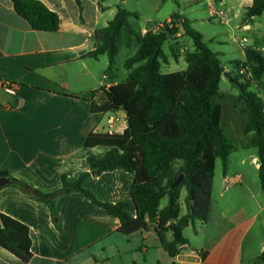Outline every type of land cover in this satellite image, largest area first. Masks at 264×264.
Here are the masks:
<instances>
[{
  "label": "crops",
  "instance_id": "crops-1",
  "mask_svg": "<svg viewBox=\"0 0 264 264\" xmlns=\"http://www.w3.org/2000/svg\"><path fill=\"white\" fill-rule=\"evenodd\" d=\"M36 1L58 15L57 32L34 31L16 13L13 0H0V178L11 182L0 188V215L26 226L32 243L28 262L0 247V264H264L260 259L264 255V242L257 236L247 240L254 225L244 217L243 207L234 205L231 209L222 204L225 189L215 197L216 166L208 223L197 224V232L192 228L193 237L185 236L189 228L183 232L187 244L174 258L162 248L154 227L125 236L120 233L118 218L79 193L64 195L56 201L60 232L48 205L12 185L14 179L43 194H52L61 189L63 176L75 182L89 171V158L102 159L110 151L102 146L86 148L91 133L123 134L128 128L123 111L104 114L92 110L93 104L106 103L107 91L124 83L128 76L120 80L117 64L109 73L106 55L98 59L88 57L97 46L95 32L106 28L119 8L134 13L128 9V0H78L79 4L76 0ZM253 1L195 0L188 5L203 2L210 19L221 17L227 24L233 17H243ZM135 2L140 7L147 2L151 6L160 4L157 0ZM136 14L139 20L141 14ZM175 14L187 19L180 7ZM172 16L159 22L153 15L144 26L133 27L143 35L157 32L170 23ZM253 24L246 23L243 29ZM182 35L181 31L174 40L182 42ZM186 43L189 45L188 37ZM241 45L239 61L244 63L245 49ZM263 46L264 38L251 48ZM182 53L183 50L178 54L181 59ZM174 60L169 57L166 66L171 67ZM254 83L264 91V78ZM6 84L15 87L16 96L12 99L3 89ZM256 94L264 106L263 96ZM121 120L124 124L119 126ZM253 162L258 172L257 156ZM229 174L228 163L226 173L223 172V186L229 181ZM134 178V174L124 170L104 172L92 176L85 188L104 203L132 202ZM236 184L243 190L248 188L241 174L237 175ZM180 206L181 216L186 215L187 208H183L182 202ZM131 214L135 216V209L132 208ZM262 223L264 226V220ZM165 239L171 243L172 233L166 232ZM256 246L258 251H254Z\"/></svg>",
  "mask_w": 264,
  "mask_h": 264
},
{
  "label": "trees",
  "instance_id": "trees-1",
  "mask_svg": "<svg viewBox=\"0 0 264 264\" xmlns=\"http://www.w3.org/2000/svg\"><path fill=\"white\" fill-rule=\"evenodd\" d=\"M13 5L34 31L55 33L60 29L58 15L42 2L13 0ZM263 13L264 0H254L243 23L253 24V19ZM131 19L138 20V14L119 8L114 20L95 32L97 46L88 54L92 59L106 55L111 73L123 48H137L135 55L124 63L129 73L126 81L107 91L106 103L92 106L95 113L123 111L127 116V130L123 134L91 133L86 148L102 146L110 151L102 159L89 158V171L75 182L63 176L61 189L52 194H43L14 179L12 185L48 205L60 232L56 201L64 195L79 193L108 215L118 218L120 233L125 236L154 227L162 248L174 258L187 244L183 232L189 227L197 232V224L208 223L216 161L221 160L225 174L230 155L237 151L227 138L222 126V107L216 103V99L221 98L220 84L225 70L219 54L211 50L203 35L179 14L173 15L159 33L145 35L133 27ZM181 30L195 46V51L184 57L187 70L162 74V65L168 64L169 59L164 46ZM244 54V63H233L238 75L243 68L254 82L262 81L264 46L262 49L246 48ZM177 57L173 51L172 58ZM226 78L238 92L236 105L244 104L243 114L247 116L244 134H251L248 147L257 150L258 174L264 189L263 103L250 91L248 82H241L240 76L227 74ZM116 170L134 174L132 202L104 203L85 188L92 176ZM181 175L184 179L173 188ZM180 189L186 191L187 213L184 216H181ZM132 208L135 216L131 214ZM166 232L172 233L171 243L165 239ZM31 245L26 226L0 215V247L28 262L32 257ZM260 259L264 262V255Z\"/></svg>",
  "mask_w": 264,
  "mask_h": 264
},
{
  "label": "rangeland",
  "instance_id": "rangeland-1",
  "mask_svg": "<svg viewBox=\"0 0 264 264\" xmlns=\"http://www.w3.org/2000/svg\"><path fill=\"white\" fill-rule=\"evenodd\" d=\"M160 3L158 6H151L149 2L146 5L138 6L135 0H128V9L134 13H140L139 20L131 19L132 25L135 27L144 26L146 19H149L153 15L157 16V21H167L173 13L180 9L183 11L185 17L191 21L193 28L201 33L208 47L219 54L220 60L225 69V75L223 81L220 84L221 98L216 99V103L222 107V126L225 130L227 138L236 146L237 151L232 154L229 159V181L226 186H223V165L220 159L216 162V189L215 197L217 198L220 193L225 190L226 194L221 199L222 204H226L227 207H243L245 218L251 222L254 227L248 235L249 240L252 236H257L259 240L264 242V226L262 221L264 220V189L261 188V182L256 171V163L253 162V158L257 156V150H251L248 147V138L251 134L245 135L244 128L247 124V116L243 114L244 104L236 105L238 92L234 89L228 79L227 74H231L233 77L240 76L241 82H248L250 84V91L256 92L263 96L264 91L261 85H257L251 79L248 74L238 75L234 69V62L239 61L241 57V49L239 44H243L244 39L246 47H254L258 44V41L264 38V13L261 17H257L253 25H250L249 29H243V17L239 15L237 18H232L227 24L222 21L221 17L210 19L209 10L205 3L196 2L194 7H189V2L195 0H179L178 2L169 0H157ZM157 7V8H156ZM157 9L159 12H157ZM220 10V9H218ZM182 31V30H181ZM160 30L157 31L159 33ZM182 42H178L176 39H170L164 46L166 53L169 57H172L173 51L177 56L183 50L182 57H185L187 52H194L195 46L193 40L188 37L182 31ZM137 48L132 49L123 48L118 56L117 68L119 69L118 77L120 80L128 76V71L124 69V63L135 55ZM164 64L161 72L176 73L187 70V64L185 59L177 57L174 63L166 66ZM119 116V115H118ZM124 124L123 120L119 126ZM118 126V127H119ZM117 131L121 132L120 128ZM256 151V152H255ZM242 175L244 181L247 183V190H243L239 187V184L235 185L237 175ZM180 202H182L183 208H187L185 204L186 191L180 189L179 191ZM165 201L163 202V205ZM184 211V210H183ZM186 237H193L194 232L192 227H189L185 231ZM259 246L254 247V251H258ZM264 252V251H263Z\"/></svg>",
  "mask_w": 264,
  "mask_h": 264
},
{
  "label": "built area",
  "instance_id": "built-area-1",
  "mask_svg": "<svg viewBox=\"0 0 264 264\" xmlns=\"http://www.w3.org/2000/svg\"><path fill=\"white\" fill-rule=\"evenodd\" d=\"M160 31H161V30H160ZM154 33H157V32H154ZM244 43H246V40H244ZM241 47H242L243 49H246V47H245L244 44H242ZM239 74H240V75L247 74V73H246V69H243V68H242L241 71L239 72ZM249 76H250V75H249ZM3 89H4V91H5L8 95H10L11 97L16 96V90H15L14 85H12V84H6L5 86H3ZM109 123L112 125V124H113V121L110 120Z\"/></svg>",
  "mask_w": 264,
  "mask_h": 264
},
{
  "label": "water",
  "instance_id": "water-1",
  "mask_svg": "<svg viewBox=\"0 0 264 264\" xmlns=\"http://www.w3.org/2000/svg\"><path fill=\"white\" fill-rule=\"evenodd\" d=\"M0 93H2V90L0 91ZM8 95V94H7ZM8 97L10 99H12V97L10 95H8ZM184 179V175H181L175 182V184L172 186L173 188L177 187L181 181ZM11 182L9 179L7 178H0V188L6 186V185H9Z\"/></svg>",
  "mask_w": 264,
  "mask_h": 264
}]
</instances>
